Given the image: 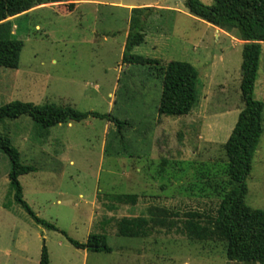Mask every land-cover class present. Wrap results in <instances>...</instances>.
<instances>
[{
    "label": "rangeland",
    "instance_id": "rangeland-1",
    "mask_svg": "<svg viewBox=\"0 0 264 264\" xmlns=\"http://www.w3.org/2000/svg\"><path fill=\"white\" fill-rule=\"evenodd\" d=\"M184 1L66 0L13 17L12 38L23 46L18 69L0 68V106L52 104L110 114L121 124L87 118L44 129L28 116L0 122V133L10 138L21 163L36 170L18 178L35 215L82 244L89 235H104L112 250L76 249L60 233L34 223L13 200L9 161L0 151V264H39L43 246L48 264H236L226 261L220 246L192 244L176 232L170 240L117 235L115 220L151 206L213 215L219 203L206 198L212 181L206 176L216 170L223 178L217 171L226 162L223 145L243 108L244 42L236 30L192 17ZM68 4H74L72 11ZM144 7L151 8L140 15L144 42L131 54L162 66L186 62L197 70V102L187 116L157 114L158 66L122 62L131 9ZM252 95L264 103V43ZM245 182L246 205L264 211V108L262 134ZM128 194L148 202L137 209L112 202L113 196ZM107 205L116 209L109 211ZM156 230L164 235V229ZM139 252L143 258L134 260Z\"/></svg>",
    "mask_w": 264,
    "mask_h": 264
},
{
    "label": "trees",
    "instance_id": "trees-1",
    "mask_svg": "<svg viewBox=\"0 0 264 264\" xmlns=\"http://www.w3.org/2000/svg\"><path fill=\"white\" fill-rule=\"evenodd\" d=\"M66 0H0V68L16 70L22 42L12 38L9 18L19 16L32 8L49 4L64 3ZM74 4L66 5L72 11ZM188 13L215 28L236 30L239 40L243 41L240 66V93L243 108L237 121L223 145L226 162L220 170V176L210 172L212 181L207 185L211 194L206 198H216L219 203L214 214L185 213L181 215L170 209L149 207L148 218L123 217L116 222L117 235L124 238H137L157 228L167 231L177 227L195 244H214L220 246L227 262L264 264V211L246 205V178L250 173L252 160L262 134V111L264 103L252 95L261 46L264 43V0H253V4L237 3L234 0H214L211 6L200 0H185ZM150 7L131 9L130 27L122 56V62L128 66L149 65L156 67L161 79L157 114L159 116H187L195 106L197 70L186 62L170 61L159 65L154 59L132 55L131 50L144 42V20L140 15ZM28 116L41 128L47 129L59 124L82 122L87 118H96L121 124L110 114L80 112L71 107H60L52 104L35 105L14 101L0 106V122L15 120ZM0 151L8 158V183L13 192V200L36 224L60 233L74 248L91 253H111L106 244V237L101 234L88 236L86 243H79L54 225L38 218L24 201L18 178L35 172L32 166L21 163L18 150L10 138L0 133ZM164 164V162L162 163ZM214 178V179H213ZM221 178V179H220ZM217 179V180H216ZM219 179V180H218ZM138 195H117L112 201L118 204H134ZM187 219L181 222L180 219ZM45 246L41 249L40 263L48 264Z\"/></svg>",
    "mask_w": 264,
    "mask_h": 264
},
{
    "label": "crops",
    "instance_id": "crops-1",
    "mask_svg": "<svg viewBox=\"0 0 264 264\" xmlns=\"http://www.w3.org/2000/svg\"><path fill=\"white\" fill-rule=\"evenodd\" d=\"M130 9V8H129ZM8 20H10V22H11V20H13V17L12 18H9ZM141 199L142 201H139V200ZM138 199H137V201L134 203V204H130V205H132L133 207H135L136 209H137V207L139 206V204L141 203V202H143V203H146V202H148L146 199H142V197H138ZM113 202V201H112ZM113 203H115V204H118V203H116L115 201L113 202ZM119 205H123V204H119ZM160 208H166L165 206H159ZM106 208L109 210V211H114L116 208H114L113 206H110V205H107L106 206ZM147 208V207H146ZM166 209H169V208H166ZM170 210H172V209H170ZM144 211H145V213H144ZM144 211H141V210H139L138 211V213L137 214H134L133 216H127V217H130V218H140V217H143V216H145L146 214H147V209L145 210L144 209ZM172 211H174V210H172ZM174 212H179V211H174ZM189 212H192V213H203V212H199V211H187V212H183V213H181V212H179L181 215H183V214H185V213H189ZM140 216V217H139ZM125 217V216H124ZM121 218H123V216L121 217ZM120 218V219H121ZM119 220V219H118ZM118 220H115V224H116V222L118 221ZM187 219H180V221L181 222H184V221H186ZM163 232H164V235H162V232H161V230H153V231H151V232H149V233H147L146 235L145 234H143V235H141L140 237H137V238H133V239H141V240H149V239H155L154 237H156V236H158V237H160V236H166V238H167V240H170L169 238H170V235H171V233H174L175 234V232L177 233V234H181V236L183 237V238H185L188 242H190L189 241V239H188V237H187V235L186 234H184L182 231H179V230H175V231H167V230H162ZM159 239H161V238H159ZM164 240V239H163ZM191 243V242H190ZM192 244H195V243H192ZM85 251V250H84ZM87 252V251H86ZM142 255V252H139V253H137L136 255H134V260L136 259L137 261H140L143 257L141 256ZM152 264H154V263H152Z\"/></svg>",
    "mask_w": 264,
    "mask_h": 264
}]
</instances>
